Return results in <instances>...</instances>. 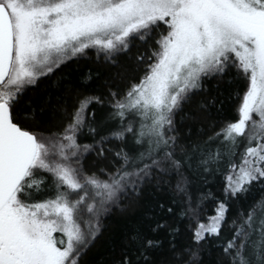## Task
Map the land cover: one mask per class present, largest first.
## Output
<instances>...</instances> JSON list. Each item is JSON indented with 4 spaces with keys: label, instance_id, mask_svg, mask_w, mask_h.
Instances as JSON below:
<instances>
[{
    "label": "snow or ice",
    "instance_id": "1",
    "mask_svg": "<svg viewBox=\"0 0 264 264\" xmlns=\"http://www.w3.org/2000/svg\"><path fill=\"white\" fill-rule=\"evenodd\" d=\"M241 74L218 127L204 81ZM113 209L106 264H264V0H0V264H82Z\"/></svg>",
    "mask_w": 264,
    "mask_h": 264
},
{
    "label": "trees",
    "instance_id": "2",
    "mask_svg": "<svg viewBox=\"0 0 264 264\" xmlns=\"http://www.w3.org/2000/svg\"><path fill=\"white\" fill-rule=\"evenodd\" d=\"M163 30V26L162 29ZM166 34V33H165ZM152 39L149 40L148 44H142L140 41L134 42V47L132 49L133 53L145 52L147 51L151 55V51L156 50L158 45L155 43V39H158V35L153 33ZM88 52L87 57H82L74 61H69L66 66H62L58 70L56 76L50 79H41L38 86L29 87L28 90L21 97V104L31 102L32 105H39L43 102L47 95L55 96L58 89L55 87V81L58 76H64V85H75L78 84L82 77L86 76L89 70L95 71L99 65L96 61V55L94 50H86ZM154 58L152 60H147L145 64L141 65L140 72L134 73L138 78L142 77L144 71L147 68L148 63H154ZM236 75V70L233 68L225 76V80L229 77H234ZM217 80L214 77L212 80H205L204 85L208 89L207 92L203 93V96L211 99L216 98V103L211 105L209 111L213 119L220 121L218 127L221 126L227 120L235 121L237 119V109L242 101V96L246 89L243 86V76L234 80L231 84L221 82L220 88H216ZM197 98H200L199 96ZM94 157L90 156L88 160L85 161V166L91 168ZM211 179V178H210ZM204 191L211 189L212 191L217 190V185L215 183H210L208 185H201ZM75 198V197H74ZM213 205L208 204L202 214V219L206 222L207 216L213 214ZM187 222H185V225ZM103 234L97 239L95 244L87 251L84 255L82 264H106V260L109 256L111 242L119 236L120 228L122 225L121 213L119 209H113L111 214L102 218Z\"/></svg>",
    "mask_w": 264,
    "mask_h": 264
},
{
    "label": "rangeland",
    "instance_id": "3",
    "mask_svg": "<svg viewBox=\"0 0 264 264\" xmlns=\"http://www.w3.org/2000/svg\"><path fill=\"white\" fill-rule=\"evenodd\" d=\"M237 118H238V114H237Z\"/></svg>",
    "mask_w": 264,
    "mask_h": 264
}]
</instances>
